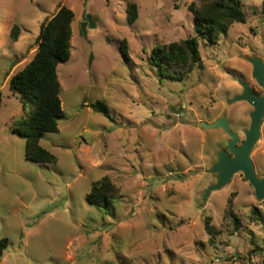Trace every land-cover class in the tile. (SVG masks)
I'll return each mask as SVG.
<instances>
[{
	"label": "rangeland",
	"instance_id": "obj_1",
	"mask_svg": "<svg viewBox=\"0 0 264 264\" xmlns=\"http://www.w3.org/2000/svg\"><path fill=\"white\" fill-rule=\"evenodd\" d=\"M241 3L247 21L218 43L200 37L202 61L174 80L160 75L153 50L197 34L198 0H0V239L9 240L0 264H264V200L244 174L203 200L229 136L201 122L225 114L242 141L253 107L229 100L240 78L254 82L248 58L264 60V0ZM60 6L75 13L71 57L57 67L65 116L41 140L56 162L39 164L13 131L25 110L9 81ZM252 159L264 177V125ZM104 176L121 197L91 205L92 183Z\"/></svg>",
	"mask_w": 264,
	"mask_h": 264
},
{
	"label": "trees",
	"instance_id": "obj_2",
	"mask_svg": "<svg viewBox=\"0 0 264 264\" xmlns=\"http://www.w3.org/2000/svg\"><path fill=\"white\" fill-rule=\"evenodd\" d=\"M198 5H190L195 15L197 34L181 41L158 46L153 50L152 61L158 66L161 76L182 80L202 61L199 38L218 43L223 33L237 21L246 22L247 13L241 0H198ZM128 20L134 22L137 7L130 4ZM75 13L66 6L42 25L37 37V51L33 59L10 78V89L22 99L25 114L19 120L14 133L26 139V157L28 160L44 164L56 162V156L43 147L41 140L46 132H57L58 121L65 116L60 93L62 85L57 67L71 57V40ZM20 27L15 25L10 32V39L17 41ZM122 53L127 56V45L121 44ZM96 111L108 114L107 107L101 102L93 103ZM121 197L120 190L109 176H104L92 183L87 195V202L98 207H110L113 200ZM233 216L232 210L227 211ZM206 218L205 229L211 238L220 231ZM234 220V219H233ZM8 238L0 239V257L8 247Z\"/></svg>",
	"mask_w": 264,
	"mask_h": 264
},
{
	"label": "water",
	"instance_id": "obj_3",
	"mask_svg": "<svg viewBox=\"0 0 264 264\" xmlns=\"http://www.w3.org/2000/svg\"><path fill=\"white\" fill-rule=\"evenodd\" d=\"M253 66V77L264 87V60L258 56L248 58ZM243 91L229 100L230 103L247 101L253 110L250 113V126L243 130L245 139L241 142L240 134L233 131L227 116L223 114L211 123L201 122L207 129L222 128L229 136L227 149L217 150L215 162L209 168V172L215 176V182L211 184L203 194L206 201L210 194L227 186L236 173L242 172L244 177L254 187L258 200H264V177L257 174L255 163L252 159L253 150L261 138L262 126L264 124V95L260 96L250 89L243 79L238 80Z\"/></svg>",
	"mask_w": 264,
	"mask_h": 264
},
{
	"label": "flooded vegetation",
	"instance_id": "obj_4",
	"mask_svg": "<svg viewBox=\"0 0 264 264\" xmlns=\"http://www.w3.org/2000/svg\"><path fill=\"white\" fill-rule=\"evenodd\" d=\"M253 76V75H252ZM245 81V80H244ZM245 82H247V81H245ZM248 84H249V86H250V89L252 90V92H254V93H256V94H258V95H260V96H263L264 95V87H262L258 82H257V80L254 78V82H247ZM242 91H243V89H242ZM264 125V124H263ZM263 127V126H262ZM245 139V138H244ZM243 139V140H244ZM242 140V141H243ZM241 141V142H242ZM227 149V148H226Z\"/></svg>",
	"mask_w": 264,
	"mask_h": 264
}]
</instances>
